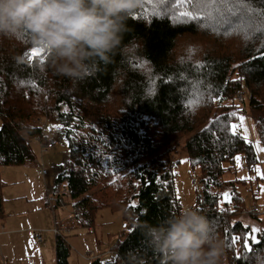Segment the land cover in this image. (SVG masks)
Segmentation results:
<instances>
[{"label":"trees","instance_id":"obj_1","mask_svg":"<svg viewBox=\"0 0 264 264\" xmlns=\"http://www.w3.org/2000/svg\"><path fill=\"white\" fill-rule=\"evenodd\" d=\"M261 13L264 0H141L127 22L129 54L117 53L75 85L57 77L48 58L43 65L22 62L31 44L26 35L0 39V169L35 163L30 138L41 131L35 119L47 115L64 127L70 143L65 160L53 166L55 190L65 188L78 212L68 228L93 229L104 207L122 211L125 220H134L113 244L118 264H161L139 224H156L182 209L171 157L181 145L191 166L200 169L194 208L223 240L222 264H249L250 255L264 249V230L253 231L242 221L259 217L246 213L244 197L224 175L238 155L249 168L259 160L240 130L243 114L256 127L264 163ZM4 186L0 175V218ZM68 237L55 236L56 264H70Z\"/></svg>","mask_w":264,"mask_h":264},{"label":"clouds","instance_id":"obj_2","mask_svg":"<svg viewBox=\"0 0 264 264\" xmlns=\"http://www.w3.org/2000/svg\"><path fill=\"white\" fill-rule=\"evenodd\" d=\"M141 0H0V39L20 35L42 48L48 66L60 78L78 84L129 54L125 43L128 19ZM146 245L161 264H222L224 242L210 219L186 206L156 224H139ZM137 264H146L139 259ZM249 264H264V249L254 251Z\"/></svg>","mask_w":264,"mask_h":264},{"label":"rangeland","instance_id":"obj_3","mask_svg":"<svg viewBox=\"0 0 264 264\" xmlns=\"http://www.w3.org/2000/svg\"><path fill=\"white\" fill-rule=\"evenodd\" d=\"M247 101L248 99L243 106H247ZM84 103L86 108H93L87 101ZM48 120L50 121L48 134L60 136L61 140L54 149L44 155L45 165L50 169V175L46 178L48 187L46 188L44 179L38 176L34 167L35 163L4 165L0 169V175L5 182L2 192L6 214V217L0 219V230L3 228L0 235V264H56L55 234L53 233L55 226L62 234L69 236L70 264H91L92 260L83 256L87 251H92L95 255L105 252L113 247L115 240L123 231L128 232L131 228V223L123 218L122 211L112 210L110 207L97 211L92 230L79 226L76 223L77 220L71 223L72 227L77 224L74 228H68V223L75 218L76 209L75 201L69 195L63 194V187L58 188V192L62 194V203L55 208L53 207L55 203L46 205V201L57 195L53 166L65 160L70 144L68 138L63 135L64 127L58 122H52L49 118ZM238 123L242 134L253 142L259 160L249 168L245 157L238 155L233 165L234 169L227 171L224 177L234 181L236 190L242 194L248 206L251 202L259 206V221L249 216L242 217V221L252 230H264L263 148L256 127L248 115L240 116ZM73 126L72 122L71 127ZM70 138L75 141V131H72ZM30 142L37 159L39 158L38 144L32 137ZM186 155L181 145L171 154L175 161L176 195L180 199L182 208L196 206L200 193L198 187L202 186L200 182L198 186L193 184V178L200 177V169L193 168ZM125 224H127L126 227ZM30 230L40 232L43 241L37 242ZM109 259V254H102L101 260L104 263Z\"/></svg>","mask_w":264,"mask_h":264},{"label":"built area","instance_id":"obj_4","mask_svg":"<svg viewBox=\"0 0 264 264\" xmlns=\"http://www.w3.org/2000/svg\"><path fill=\"white\" fill-rule=\"evenodd\" d=\"M34 46H32V44L30 46H28L22 53V60L23 63L26 65H34L36 62L39 65H43L45 64V62L47 61V55H45L44 52H41L40 55L33 57V59L31 61H29L28 57L31 55V49ZM38 50L39 48L36 47ZM41 60L44 61L43 64H41ZM239 100H243L242 95L238 96ZM44 117H39L36 119L37 123L36 125L38 127L41 128V131L39 134L34 135L32 138L35 139L36 143L38 144L39 147V158H37L35 160V167L37 169V172L39 174L40 177H42L44 179L45 182V186L46 188L48 187L47 183H46V178L50 175V169L45 165L44 162V155L45 153L49 152L50 150L54 149L59 143H60V136L57 135H52V134H48L47 130L49 128L50 125V121L48 120V116L47 115H43ZM194 185L198 186L199 180L198 178H193L192 180ZM198 190H201V187H198ZM64 193L66 192V189L64 188ZM56 193V192H55ZM63 193V194H64ZM62 194H60L57 191V195L55 194L53 196V198H50L48 202V204L53 205L56 202L62 203ZM54 207V206H53ZM246 213L248 214H254V215H258L260 213V209L259 206H257L254 202H251L250 206H248V209L246 210ZM78 215L77 210L75 211V216ZM134 220L133 217L129 218V222H132ZM35 233V237L37 242L41 243L43 241V236L40 232L34 231ZM53 233L55 234V236L57 235H62L60 229L55 226V228L53 229ZM102 254H109L110 255V259L108 261H106L105 263L101 260V256ZM84 257H87L88 259H91L92 261H96L98 264H118L117 262V258H118V254L112 249H108L105 252L95 255L92 251H87V253H85L83 255Z\"/></svg>","mask_w":264,"mask_h":264},{"label":"snow or ice","instance_id":"obj_5","mask_svg":"<svg viewBox=\"0 0 264 264\" xmlns=\"http://www.w3.org/2000/svg\"><path fill=\"white\" fill-rule=\"evenodd\" d=\"M182 15H184V16H189V17H191V18H193V19L196 18V17L193 16L192 13H190V12H184V13H182ZM261 19H264V13H261ZM41 52H44V50H43L42 48H39V50H38L36 47H33V48L31 49V55L28 57L29 61H31V60L33 59V57L40 55ZM44 53H45V52H44ZM45 55H47V54L45 53ZM43 63H44V61L41 60V64H43ZM253 231H255V230H253ZM253 242H254V243L256 242V241H255V237H253ZM245 248L247 249V248H248V245H245Z\"/></svg>","mask_w":264,"mask_h":264},{"label":"crops","instance_id":"obj_6","mask_svg":"<svg viewBox=\"0 0 264 264\" xmlns=\"http://www.w3.org/2000/svg\"><path fill=\"white\" fill-rule=\"evenodd\" d=\"M35 167V166H34ZM35 169H36V167H35ZM36 171H37V169H36ZM37 174H38V172H37ZM38 176H39V174H38ZM3 191V190H2ZM2 195H3V192H2ZM4 197V196H3ZM4 217H6V214H5V207H4V215H3V217H1L0 219L2 220V218H4ZM89 229H91L92 230V228H89ZM3 232V228L0 230V235H1V233ZM30 232H32L33 233V237L34 238H36L35 237V233H34V230L32 231V230H30ZM37 241V240H36ZM55 254H56V249H55Z\"/></svg>","mask_w":264,"mask_h":264},{"label":"water","instance_id":"obj_7","mask_svg":"<svg viewBox=\"0 0 264 264\" xmlns=\"http://www.w3.org/2000/svg\"><path fill=\"white\" fill-rule=\"evenodd\" d=\"M229 198H230V196H228ZM227 200H226V198H224V202H226Z\"/></svg>","mask_w":264,"mask_h":264}]
</instances>
